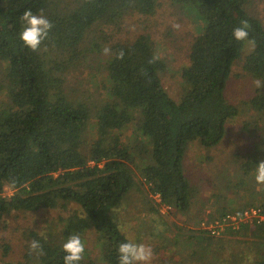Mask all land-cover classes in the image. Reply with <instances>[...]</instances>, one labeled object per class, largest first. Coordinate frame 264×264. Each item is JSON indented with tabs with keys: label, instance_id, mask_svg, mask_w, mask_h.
I'll list each match as a JSON object with an SVG mask.
<instances>
[{
	"label": "trees",
	"instance_id": "16d2710c",
	"mask_svg": "<svg viewBox=\"0 0 264 264\" xmlns=\"http://www.w3.org/2000/svg\"><path fill=\"white\" fill-rule=\"evenodd\" d=\"M170 2L200 23L188 64L181 69L179 101L164 89L166 64L143 34L110 46L96 69L102 74L100 97L89 104L70 86L69 75L103 50L107 28H118L133 15L152 16L158 0H0V224L12 212L78 207L63 221L57 238L31 235L44 255L28 253L22 262L0 264H63V243L90 229L99 243V262L118 264L117 245L126 237L113 211L140 179L162 205L180 213L191 209L197 187L183 167L186 149L192 142L205 149L218 146L226 125L239 115L224 91L247 42L234 40L232 31L247 21L255 47L242 69L264 82V26L245 9L248 0ZM26 9L53 24L38 52L18 39ZM241 105L253 112L251 124L260 126L261 135L248 134L250 123L243 125L240 138L253 145L252 152L243 158L233 155L238 167L232 178L225 177V190L241 197L208 215L211 223L241 218L250 208L264 210V185L254 180L256 164L264 160V90ZM5 188L12 190L10 197L2 196ZM223 234L254 239L252 264H264V221L228 225Z\"/></svg>",
	"mask_w": 264,
	"mask_h": 264
},
{
	"label": "rangeland",
	"instance_id": "374dc122",
	"mask_svg": "<svg viewBox=\"0 0 264 264\" xmlns=\"http://www.w3.org/2000/svg\"><path fill=\"white\" fill-rule=\"evenodd\" d=\"M245 9L264 26V0H248ZM199 26L200 23L194 17L186 15L170 0H158L152 16L133 15L127 17L120 27L107 28L103 37V50L90 56L84 66L70 74L68 82L76 90L77 96L89 104L95 103L100 97L98 86L102 79V74L96 69L101 68L102 61L107 59L110 46L130 42L145 34L153 43L157 56L166 64V71L161 77L162 85L169 97L177 102L182 92L181 69L188 64L190 46L199 33ZM106 48L107 54L104 52ZM251 49V45L246 43L241 57L232 65L226 82L225 98L230 104L238 106L239 115L226 125L224 139L213 148H201L197 142H192L186 149L183 167L190 183L197 187L191 209L180 213L162 205L157 196L148 193L147 186L140 179L141 184L137 189L128 192L122 205L113 211V218L127 239L152 248L150 264L254 262L257 248L254 239L223 234L224 227L217 230V235L206 234V230L199 233L204 230V225L212 224L208 215L214 213L215 209L240 200L241 195L225 190L228 189L225 177L232 178V173L238 167L233 162V155L240 154L243 158L252 152L253 145L240 138L244 134L243 125L250 123L248 134H260V126L251 124L253 112L241 105L249 101L258 90L253 83L256 79L245 74L242 69V61ZM2 85L0 76V87ZM2 98L4 91H0V102ZM126 133L129 135L130 131ZM222 170L227 172L221 175ZM213 193L223 198L218 199ZM12 194L11 189L5 188L2 196L10 197ZM77 209L76 205L70 204L66 209L17 211L9 214L0 224V263L24 261V256L31 254L29 243L32 234L45 238L58 236L64 227L63 221ZM202 234L209 237L208 240L201 241L198 235ZM81 239L85 242L83 264H101L95 232L90 229Z\"/></svg>",
	"mask_w": 264,
	"mask_h": 264
},
{
	"label": "clouds",
	"instance_id": "9594fccd",
	"mask_svg": "<svg viewBox=\"0 0 264 264\" xmlns=\"http://www.w3.org/2000/svg\"><path fill=\"white\" fill-rule=\"evenodd\" d=\"M22 30L18 33V39L22 45L31 52L41 50V45L48 39L49 33L53 28V24L43 14H34L30 9H26L20 16ZM176 27H179L176 25ZM247 21H242L239 27L232 31V37L236 41H246L252 47H255V41L248 39ZM107 54L108 49L104 50ZM123 58L121 52L118 59ZM254 86L257 89L264 88V83L259 79L255 80ZM254 180L257 185H264V160L256 164ZM15 181L12 182L10 188L14 189ZM64 253L63 264H80L85 256V242L79 234L70 235L62 245ZM118 264H150L153 258V251L150 246L143 243H135L127 239L117 245ZM29 252L36 255H44V250L39 241H31L29 243Z\"/></svg>",
	"mask_w": 264,
	"mask_h": 264
},
{
	"label": "built area",
	"instance_id": "2783aa9c",
	"mask_svg": "<svg viewBox=\"0 0 264 264\" xmlns=\"http://www.w3.org/2000/svg\"><path fill=\"white\" fill-rule=\"evenodd\" d=\"M262 221H264V210L259 208H250L243 213L241 218L228 216L222 222H214L207 226L204 225L203 228L210 234L217 235V230L225 227L226 225H232L233 228H236L241 222L257 223Z\"/></svg>",
	"mask_w": 264,
	"mask_h": 264
}]
</instances>
